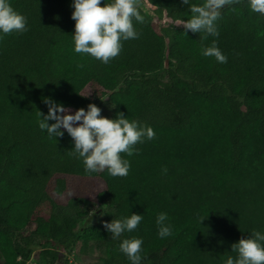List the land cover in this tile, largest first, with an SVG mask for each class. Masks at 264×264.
Instances as JSON below:
<instances>
[{
    "label": "trees",
    "instance_id": "trees-1",
    "mask_svg": "<svg viewBox=\"0 0 264 264\" xmlns=\"http://www.w3.org/2000/svg\"><path fill=\"white\" fill-rule=\"evenodd\" d=\"M146 2L153 15L140 9L139 39L103 64L74 51V0H10L28 30L0 40V264H64L90 243L101 254L92 264H130L119 245L133 237L143 240L141 264H225L233 244L264 233V16L248 0L226 6L219 36L202 40L174 25L191 18L182 0ZM214 40L227 63L202 55ZM88 86L99 95L85 96ZM45 99L74 112L103 101L110 119L124 113L156 138L124 156L127 177L88 173L66 131L39 128ZM91 178L104 185L95 200L78 187ZM106 205L118 219L143 215L138 229L113 240L81 224ZM160 213L172 227L165 239Z\"/></svg>",
    "mask_w": 264,
    "mask_h": 264
},
{
    "label": "clouds",
    "instance_id": "clouds-1",
    "mask_svg": "<svg viewBox=\"0 0 264 264\" xmlns=\"http://www.w3.org/2000/svg\"><path fill=\"white\" fill-rule=\"evenodd\" d=\"M243 0H203L202 3H190L191 18L176 19V26L193 34L203 33L202 40L208 36L218 37L217 22L222 18L223 9L239 5ZM74 0L71 19L75 21V31L72 36L74 51L80 55L108 64L117 58L123 48V42L139 39L140 33L135 23L143 24L141 15L142 0ZM253 13L264 16V0H248ZM28 30L27 19L17 12L10 0H0V40L13 34L20 35ZM205 57H214L217 62L227 63V57L217 47L215 40L211 46L202 49ZM78 67H83L82 64ZM48 107L47 115L39 112V128L46 131L49 137H63L64 132L71 137L74 148L70 155L82 159L85 171L88 173L107 172L116 178L127 177L130 162L124 156L139 155L138 144L145 139L154 140L156 133L151 127L141 126L137 121H130L124 113H118L116 118L109 119L101 115V109L95 104H89L87 110L81 108L70 114L71 110L51 99H45ZM115 107V106H113ZM49 121H55L49 125ZM63 129L64 131H61ZM167 173V168L163 169ZM107 205L105 206V208ZM143 220V215L131 214L124 219H115L105 223L103 227L111 234V239H119L124 233L136 231ZM168 216L160 213L157 216L158 236L161 239L172 236V227L166 223ZM204 220H201V223ZM143 240L139 238L123 239L119 250L130 264H141ZM232 252L237 253L233 258L229 256L225 264H264V233L253 231L250 238H241L233 244Z\"/></svg>",
    "mask_w": 264,
    "mask_h": 264
},
{
    "label": "rangeland",
    "instance_id": "rangeland-1",
    "mask_svg": "<svg viewBox=\"0 0 264 264\" xmlns=\"http://www.w3.org/2000/svg\"><path fill=\"white\" fill-rule=\"evenodd\" d=\"M140 9L149 16L153 15V7L150 6L146 2V0H142V5ZM168 22L170 21L164 16L162 23H168ZM153 25L155 29L159 31V23L157 22L155 17L153 19ZM98 91L99 90L96 87L88 86L84 90V95L87 97H93L95 95H99ZM100 105H101L100 107L101 115L103 117L110 119L112 112L111 108L108 106L107 103L103 101L100 102ZM74 113H75L74 111L70 112V114H74ZM69 181L78 184V182L75 180L69 179ZM78 187L81 189H86L87 191L89 190L91 195L90 197L93 198V200H95L94 197L95 192L102 190L104 188V185L101 183V181L98 178H91L82 181L81 185ZM64 198H68V197H64ZM115 219H118L116 213L112 209H106L104 206H102L101 209H99L98 207L95 210H93V212H91L87 216V218L81 222V224L82 225L89 224L99 227V226H103L105 223H111V221ZM108 237L111 238L110 233L108 234ZM100 256L101 254L97 250L95 243H90L85 249L78 248L71 255H68L64 264H92L96 262ZM28 264H46V262L44 260H41L39 262H34L33 260H30Z\"/></svg>",
    "mask_w": 264,
    "mask_h": 264
}]
</instances>
